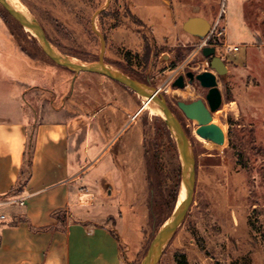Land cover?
I'll list each match as a JSON object with an SVG mask.
<instances>
[{
	"label": "rangeland",
	"instance_id": "obj_1",
	"mask_svg": "<svg viewBox=\"0 0 264 264\" xmlns=\"http://www.w3.org/2000/svg\"><path fill=\"white\" fill-rule=\"evenodd\" d=\"M21 1L59 49L75 59L97 61L102 49L97 32L102 33L105 61L142 83L160 88L183 123L190 125L186 131L197 162L194 198L156 264H173L175 255L182 252L190 264H264V0H175L180 11L205 15L212 24L220 18L209 42L218 38L217 54L228 66L227 73L218 76L223 102L213 113V119L226 131L223 145L202 139L195 131L196 121L186 117L177 105L178 100H205L207 89L196 82H187L184 89L172 86L173 80L186 71L207 68L206 62H197L207 60L202 45L207 46L208 37L190 40L182 26L180 32L186 41L178 46H159L151 28L131 11L126 0ZM0 19L9 28L3 30H10L19 46L38 63L51 64L54 70L68 74L67 80L63 76L54 79V86L62 82L60 90L28 92L26 115L45 120L96 112V126L111 130L112 134H104L100 146L92 147L93 158L99 157L85 175L103 199L106 184L113 188L106 204L114 206L123 201L126 186L138 194L144 185L143 160L147 165L148 221L140 245L123 258V264H141L186 190L180 149L166 115L153 112L142 95L103 74L81 72L75 77L57 65L1 5ZM222 29L224 33L219 34ZM225 44L241 48L228 53ZM5 47L0 42V54L7 50ZM164 48L171 56L161 55ZM107 119H114L116 125L110 127ZM81 195L83 200H91V194ZM100 211L107 212L103 207ZM105 221L116 227L114 219ZM138 223L134 218L131 240L141 231Z\"/></svg>",
	"mask_w": 264,
	"mask_h": 264
},
{
	"label": "crops",
	"instance_id": "obj_2",
	"mask_svg": "<svg viewBox=\"0 0 264 264\" xmlns=\"http://www.w3.org/2000/svg\"><path fill=\"white\" fill-rule=\"evenodd\" d=\"M126 2L151 28L159 46H178L196 37L181 35L184 21L196 14L180 11L175 0ZM6 27L0 23L5 36L0 42L11 51L0 54V214L6 216L0 219V264H123L124 254L128 257L140 245L148 221V167L143 160L144 185L138 194L126 186L123 201L106 204L113 188L106 184L103 199L85 175L99 157L93 158L92 147L100 146L111 130L96 126V112L45 120L26 115L28 92L60 90L62 82L54 86V79L67 80L68 74L38 63ZM165 53L171 56L164 48L161 55ZM107 123L116 125L114 119ZM83 193L92 195L89 202ZM21 197L24 205L17 201ZM60 209L67 212L64 227L53 216ZM134 218L141 228L136 241L131 240ZM106 219H114L116 227Z\"/></svg>",
	"mask_w": 264,
	"mask_h": 264
},
{
	"label": "water",
	"instance_id": "obj_3",
	"mask_svg": "<svg viewBox=\"0 0 264 264\" xmlns=\"http://www.w3.org/2000/svg\"><path fill=\"white\" fill-rule=\"evenodd\" d=\"M0 5L27 31H29L38 41L39 38L43 39L46 43L47 49L43 51L57 64L69 69L76 75L81 72H92L103 74L111 79L119 81L127 86L132 91L142 95L153 98L162 107L168 127L174 134L184 166V178L186 180V190L180 207L174 211L170 222L162 228L155 235L151 242L146 254L144 255L141 264L157 263L164 248L168 245L174 237L176 231L183 223L187 212L192 204L194 192L197 181V162L193 150L192 142L186 133L181 121L174 114L164 94L160 88L154 87L138 81L130 75L123 72L118 67H115L105 61L106 40L102 33L97 32L102 41V49L99 58L95 62L82 61L74 62L68 58V55L62 52L56 43L53 41L48 32L37 21L28 20L14 5L10 4L7 0H0ZM94 27V25H93ZM183 29L203 39L209 35L212 29L210 20L203 16L194 15L190 16L183 23ZM40 43V41H39ZM41 45V43H40ZM42 46V45H41ZM202 54L209 59L211 70L194 74L189 70L186 76L190 77L189 82L194 78L199 80L200 84L207 89L205 100L198 98L192 101L178 100V106L183 113L191 119L196 121V132L209 139L216 144L223 145L226 143V133L222 125L213 121V113L222 105L223 95L219 88L218 76H223L228 71L227 63L224 59L217 54L216 46H204ZM185 76L183 74L177 76L172 86L184 88L186 86Z\"/></svg>",
	"mask_w": 264,
	"mask_h": 264
},
{
	"label": "bare ground",
	"instance_id": "obj_4",
	"mask_svg": "<svg viewBox=\"0 0 264 264\" xmlns=\"http://www.w3.org/2000/svg\"><path fill=\"white\" fill-rule=\"evenodd\" d=\"M10 4H12V5H14L22 14H24V16L28 19V20H30V21H33V18H32V16L30 15V13H28L27 12V10L24 8V5H23V3H22V1L21 0H7ZM35 22V21H34ZM39 41H40V43H41V45H42V47L44 48V49H47V47H46V43H45V41L43 40V39H41V38H39ZM68 58L70 59V60H72V61H74V62H82L81 60H78V59H75L74 57H72V56H69L68 55ZM144 97V99L145 100H147V102H148V105H149V107L151 108V110L153 111V112H155V113H158L159 115H163V114H165V113H163L164 111H163V109H162V107L160 106V104L156 101V100H154L153 98H150V97H147V96H143ZM149 98H150V100H149ZM154 100V101H153ZM213 121H215V122H217V120H216V118H214L213 119ZM223 129H225L224 127H223ZM195 131H196V129H195ZM225 131V130H224ZM226 132V131H225ZM197 133V132H196ZM198 134V133H197ZM199 135V134H198ZM200 136V135H199ZM202 139H204V140H209V139H206V138H204V137H202V136H200ZM211 141V140H210ZM212 142V141H211ZM210 143V142H209ZM183 200V199H182ZM182 202V201H181ZM181 202H180V204H181ZM179 207H180V205H179ZM178 207V208H179ZM170 222V220L167 222V224ZM166 224V225H167ZM165 225V226H166ZM152 264H156L155 262L154 263H152Z\"/></svg>",
	"mask_w": 264,
	"mask_h": 264
},
{
	"label": "flooded vegetation",
	"instance_id": "obj_5",
	"mask_svg": "<svg viewBox=\"0 0 264 264\" xmlns=\"http://www.w3.org/2000/svg\"><path fill=\"white\" fill-rule=\"evenodd\" d=\"M208 45H210V46H216V48H218L219 46H220V44H219V41H218V38H215V39H211L210 40V42H209V44ZM203 55V54H202ZM204 56V55H203ZM205 57V56H204ZM205 59H207L206 61H201V62H197L199 65H203L205 62L207 63L206 65H207V68H202V69H200V70H198L197 72H194V74L195 75H197V74H199V73H202V72H205V71H208V70H211V67H210V64H209V59L208 58H206L205 57ZM198 67H200V66H198ZM197 67V68H198ZM189 71V70H188ZM187 72V71H186ZM186 72H185V74H183L184 76H185V82H186V86L184 87V88H186L187 87V82L188 83H194V82H196V83H198V84H200V82H199V80H197L196 78H194L193 79V81L192 82H189V80H190V77H188V76H186ZM201 85V84H200ZM202 86V85H201ZM183 88V89H184ZM203 99V98H202ZM178 102V101H177ZM169 104V103H168ZM177 105H178V103H177ZM169 106L171 107V105L169 104ZM180 108V107H179ZM171 109H172V111L174 112V114L178 117V119L181 121V123H182V125H183V127H184V129H185V131L186 130H189V124H185V122L183 123V120L182 119H180V117H179V115L175 112V110L171 107ZM186 133H187V131H186Z\"/></svg>",
	"mask_w": 264,
	"mask_h": 264
},
{
	"label": "built area",
	"instance_id": "obj_6",
	"mask_svg": "<svg viewBox=\"0 0 264 264\" xmlns=\"http://www.w3.org/2000/svg\"><path fill=\"white\" fill-rule=\"evenodd\" d=\"M223 11H225V9L222 7V12ZM221 12V13H222ZM220 24V18H218L216 21H215V23H213L212 24V29H211V32L209 33V35L208 36H206V37H208V39L206 40V42H207V45L209 44V39L211 38V34L214 32V30H216V28H217V26ZM218 33L219 34H223L224 33V29H222V30H220V31H218ZM219 37V36H218ZM205 46V45H204ZM203 45H202V48L204 47ZM240 48H241V46L240 45H231V44H225V50H226V52H228V53H231V52H237V51H239L240 50ZM18 202H19V204L20 205H24L25 204V197H21V198H19L18 200H17ZM5 215L4 214H0V219H5Z\"/></svg>",
	"mask_w": 264,
	"mask_h": 264
},
{
	"label": "trees",
	"instance_id": "obj_7",
	"mask_svg": "<svg viewBox=\"0 0 264 264\" xmlns=\"http://www.w3.org/2000/svg\"><path fill=\"white\" fill-rule=\"evenodd\" d=\"M34 39H36V38L34 37ZM53 216L59 220L61 227L62 226L64 227L66 225V216H67L66 210H61V209L57 210L53 213ZM173 264H190V262L187 258L186 253L182 252V253H177L175 255V259H174Z\"/></svg>",
	"mask_w": 264,
	"mask_h": 264
}]
</instances>
